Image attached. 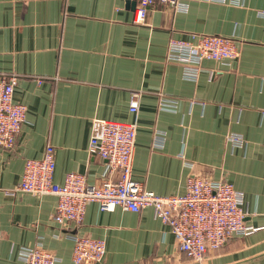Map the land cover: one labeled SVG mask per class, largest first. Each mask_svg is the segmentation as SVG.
Here are the masks:
<instances>
[{"label": "crops", "instance_id": "obj_1", "mask_svg": "<svg viewBox=\"0 0 264 264\" xmlns=\"http://www.w3.org/2000/svg\"><path fill=\"white\" fill-rule=\"evenodd\" d=\"M134 16V0H0V74L18 77L14 98L27 106L16 149L0 150V264H25L20 250L36 245L56 264H76V234L107 244L103 262L83 264H196L152 208L91 203L80 225L64 227L53 219L56 196L14 191L24 161L48 145L56 183L70 172L102 183L105 162L88 152L96 118L137 122L133 178L149 190L183 194L198 173L243 193L245 220L257 230L204 264L264 253V0L156 1L144 23ZM200 34L235 39L238 57L202 60L198 69L169 60L171 39L194 43Z\"/></svg>", "mask_w": 264, "mask_h": 264}, {"label": "built area", "instance_id": "obj_2", "mask_svg": "<svg viewBox=\"0 0 264 264\" xmlns=\"http://www.w3.org/2000/svg\"><path fill=\"white\" fill-rule=\"evenodd\" d=\"M134 21L144 23L149 10L158 1L162 6L181 5V0H136ZM169 60L198 69L202 60L226 63L239 55L235 39L200 34L193 43L171 39ZM18 84L15 75L0 74V150L14 151L27 106L15 101ZM140 110V97L135 94L129 111L135 117ZM137 122L96 118L92 121L88 152L105 162V179L100 184L87 182L84 174L70 172L63 184L55 182V149L48 145L39 159H26L21 181L14 191L38 196L54 195L57 204L54 221L65 226H78L85 218L87 206L97 203L101 211L117 207L131 212L152 208L155 215L170 227L178 249L196 264H204L211 253H217L231 239L253 234L257 228L246 222L243 193L225 180H214L201 174L188 177L186 191L177 195H159L133 178L137 139ZM239 142L238 137H234ZM119 171L117 180L110 173ZM2 231L0 226V241ZM73 261L76 264L101 263L107 254L104 239L73 235ZM20 257L25 264H56L58 258L40 245L24 247Z\"/></svg>", "mask_w": 264, "mask_h": 264}, {"label": "water", "instance_id": "obj_3", "mask_svg": "<svg viewBox=\"0 0 264 264\" xmlns=\"http://www.w3.org/2000/svg\"><path fill=\"white\" fill-rule=\"evenodd\" d=\"M135 9H136V2L134 0ZM233 264H264V253L257 255L255 257H252L250 259H246L241 262L233 263Z\"/></svg>", "mask_w": 264, "mask_h": 264}, {"label": "rangeland", "instance_id": "obj_4", "mask_svg": "<svg viewBox=\"0 0 264 264\" xmlns=\"http://www.w3.org/2000/svg\"><path fill=\"white\" fill-rule=\"evenodd\" d=\"M203 176L207 177L206 175H203ZM211 254H213V253H211ZM211 254H210L208 257H210V256H211Z\"/></svg>", "mask_w": 264, "mask_h": 264}]
</instances>
